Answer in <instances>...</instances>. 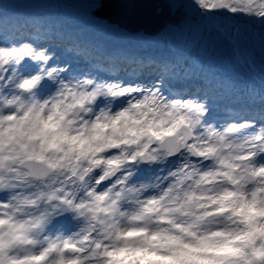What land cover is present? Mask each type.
Instances as JSON below:
<instances>
[{
    "label": "snow or ice",
    "instance_id": "1",
    "mask_svg": "<svg viewBox=\"0 0 264 264\" xmlns=\"http://www.w3.org/2000/svg\"><path fill=\"white\" fill-rule=\"evenodd\" d=\"M169 7L264 51V0ZM105 51L59 24L0 22V264H264V83L226 104L215 73L192 90L187 62ZM121 122L135 127L96 134Z\"/></svg>",
    "mask_w": 264,
    "mask_h": 264
},
{
    "label": "rangeland",
    "instance_id": "2",
    "mask_svg": "<svg viewBox=\"0 0 264 264\" xmlns=\"http://www.w3.org/2000/svg\"><path fill=\"white\" fill-rule=\"evenodd\" d=\"M33 1L37 6L31 5ZM4 3L10 5L12 21H14L13 18L35 20L40 16L45 21H54L55 12L61 6L63 11L58 14V17L59 19L67 17L68 23L70 22L69 28L78 33L83 31L86 35L93 36L95 40H102L105 44L114 39L121 48L131 52H136V50H139L138 52H157L156 48L158 47L159 51L166 50L180 61L182 59L189 60L190 64L195 63V59L201 58L209 73L213 69H217L218 77L225 80L229 92L233 91L236 85H239L241 89L248 87L258 90L264 83V79H262L264 74L257 70L258 58L264 54L258 40H250L242 47L240 53H236L226 40L213 38L210 35L212 33L210 24L205 25L199 21H183L179 28L168 24L153 36L143 34V32L130 33L121 29L123 33L127 34L125 36L105 32L100 25H98V29L92 28L91 24L98 22H93L90 16V11L96 8H93L91 0H0L2 7ZM215 20L226 27H232L233 18L230 16L223 18L219 15L215 17ZM237 20H239L237 22L245 35L251 34L253 37H258L260 31L258 25L248 23L244 17H239ZM101 24H108V22L103 20ZM205 28H207L208 34L205 33ZM171 40L179 47L178 51L174 49L175 45L168 47L167 44L171 43ZM233 94L240 95V100H242L241 90L229 95Z\"/></svg>",
    "mask_w": 264,
    "mask_h": 264
},
{
    "label": "water",
    "instance_id": "3",
    "mask_svg": "<svg viewBox=\"0 0 264 264\" xmlns=\"http://www.w3.org/2000/svg\"><path fill=\"white\" fill-rule=\"evenodd\" d=\"M91 13L130 32L148 35L157 34L167 24L185 21L183 10L170 8L169 0H100Z\"/></svg>",
    "mask_w": 264,
    "mask_h": 264
},
{
    "label": "bare ground",
    "instance_id": "4",
    "mask_svg": "<svg viewBox=\"0 0 264 264\" xmlns=\"http://www.w3.org/2000/svg\"><path fill=\"white\" fill-rule=\"evenodd\" d=\"M31 5H32V6H37V4H36L34 1L31 3ZM1 11H11V9H10V5L7 4V3H4V4H3V7L1 8ZM62 11H63L62 7L59 6V7L57 8V12H55V15H58V13H60V12H62ZM12 16H13V15L10 13L8 17L10 18V17H12ZM15 20H16V21H19L18 18H16ZM56 20H57V21H56L54 24H59V25H61L62 27H64L66 30H69V28H67V26L69 25V24H67V23H68L67 18H65V19L62 20V21H60V19H56ZM91 25H92V28H95V27H97L99 24H98V23H92ZM84 39H90L91 41H95L94 37H84ZM103 45H104V43H103ZM104 48L106 49L105 52L109 51L108 55H106V56L116 57V54H117V53H121V52H122V51H121V48H120L119 45H118V42H117L116 40H114V39L108 41V43L104 45ZM123 55H125V53H123ZM116 58H117V57H116Z\"/></svg>",
    "mask_w": 264,
    "mask_h": 264
},
{
    "label": "clouds",
    "instance_id": "5",
    "mask_svg": "<svg viewBox=\"0 0 264 264\" xmlns=\"http://www.w3.org/2000/svg\"><path fill=\"white\" fill-rule=\"evenodd\" d=\"M132 127H135V125H133L131 122H129L127 124V126H125L124 122H121V124L118 126H111V127H107V128H99L96 130V134L101 137V138H104V137H110L111 135H113V133L117 130H119L120 132H125L127 131L129 128H132ZM158 162L163 165L165 163V159H164V154L163 153H160L159 154V160ZM139 166V165H138ZM217 187H220L219 185H217Z\"/></svg>",
    "mask_w": 264,
    "mask_h": 264
},
{
    "label": "trees",
    "instance_id": "6",
    "mask_svg": "<svg viewBox=\"0 0 264 264\" xmlns=\"http://www.w3.org/2000/svg\"><path fill=\"white\" fill-rule=\"evenodd\" d=\"M262 63L264 64V59L260 57L259 58V65L262 64Z\"/></svg>",
    "mask_w": 264,
    "mask_h": 264
}]
</instances>
